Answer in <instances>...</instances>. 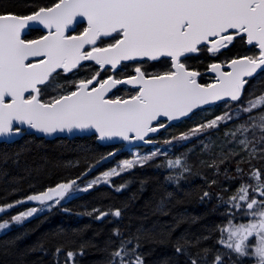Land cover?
<instances>
[{
  "label": "snow or ice",
  "instance_id": "obj_1",
  "mask_svg": "<svg viewBox=\"0 0 264 264\" xmlns=\"http://www.w3.org/2000/svg\"><path fill=\"white\" fill-rule=\"evenodd\" d=\"M257 82L264 85V0H0V264H31L26 257L35 252L51 255V264H80L90 248L104 254L99 264H149L150 243L173 249L159 264H264V91L254 94ZM200 113L209 115L163 135ZM221 132L212 152L210 138ZM64 136L111 150L75 172H51L46 153L43 164L29 163L34 144ZM197 149L209 154L199 163L211 177L189 163ZM125 150L116 167L93 175ZM152 165L166 170L173 189L154 205L156 220L144 214L134 230L122 228L131 202L97 204L78 215L114 225L102 246L84 238L85 225L58 227L21 248L34 231L24 227L29 218L72 214L67 205L105 185L125 190L127 182L113 177ZM192 176L201 183L185 190ZM24 181L30 190L8 202ZM188 199L215 200L211 211L222 219L193 232L201 217L171 212ZM74 235L81 239L72 247Z\"/></svg>",
  "mask_w": 264,
  "mask_h": 264
},
{
  "label": "trees",
  "instance_id": "obj_2",
  "mask_svg": "<svg viewBox=\"0 0 264 264\" xmlns=\"http://www.w3.org/2000/svg\"><path fill=\"white\" fill-rule=\"evenodd\" d=\"M264 91V85L260 82H257L255 95H260ZM248 99L253 98L252 96L247 97ZM223 110V105L219 109H211L210 112H219ZM209 115V113H200L193 121H185L181 124L174 125L173 128L169 129L168 132H165L163 135L168 136L169 134H177L180 131H185L188 127L192 125L194 121H199L204 116ZM211 141H215V146L211 147L212 152H219L220 144L223 141V135L221 133H213ZM209 139L205 140L206 144L210 143ZM198 143V142H195ZM35 151L28 156L29 163L43 164L44 161L40 159L41 156H44L45 153L50 160L48 161V166L51 172L54 173H63L65 169H69L73 172L77 170H82V166L91 162L93 158L98 159L99 155L106 153L111 149L106 146H101L97 142H93L91 139H79L74 137L69 138H56L51 140H45L43 146L39 145V142L33 145ZM188 147L179 149L181 152L187 151ZM150 146L141 148V151L148 150ZM129 152L122 153L121 155L116 156L112 161L107 162L101 165L93 175L97 172L104 171L111 167H116L117 162L123 158H127ZM87 156L88 159L85 160L83 157ZM209 159L208 153H203L200 149H197L195 152L190 154L189 163L195 165L194 171L199 170L201 172H206L210 177L212 173L210 170L203 168L200 165V160ZM80 160V164H77L76 161ZM159 162V161H158ZM18 172L19 169H14ZM23 174V173H21ZM167 175V172L164 168L157 170L155 165L146 167V168H137L134 170H129L128 172L122 173L119 177H113L115 183H125L127 182V188L120 192L115 191L110 186L106 185L99 188L98 192H93L91 195H84L81 199L74 201L71 205L67 207L72 208V214L64 213L62 211H54L52 213H45L49 219L43 223H40L38 219H32L25 223L24 227L29 229H34L26 237L24 244L21 245L23 248L25 245H31L33 242L39 240L45 234L57 229L58 227H63L65 229H76L83 227L85 225H91L88 231L84 234V238L92 239L93 243L103 245V241L110 234V229L114 225L105 223H99L91 221L87 215H78V213L86 212L89 208L97 204L104 205H122L126 202H131V208L129 209L128 216L125 219L119 221L120 226H129L133 230L136 224L142 219L144 214H148L149 222L156 220L157 218L152 215V210L154 205L161 199V197H166L168 191H172V186L164 179V176ZM91 179V177H89ZM141 181H144L143 187H141ZM36 183V181H32ZM201 180L198 176H192L189 178L188 183L184 185L185 190H191L195 186L199 185ZM39 186V185H37ZM6 185L2 179H0V202H4L6 196L5 192ZM21 192L13 193L7 195V200L20 198L23 194L27 193L30 189L28 188V181H24L20 184ZM219 189L217 186H213L212 191L217 192ZM135 196L134 200H130ZM216 201L213 200L211 204H202L196 199L188 200H179L174 203L171 208L173 215L187 214L190 216L201 217L197 223L191 226L193 232H199L204 225H212L215 222H218L222 217L218 213L211 211L212 204H215ZM33 203H26L23 206H17L10 210L9 215L15 214L18 211H23L26 207H31ZM3 216V214H0ZM40 219H43L41 217ZM169 217H160V220H170ZM187 227V225H185ZM94 233H99V235H94ZM3 238V234L0 236V239ZM75 240V244L72 247H75L79 243L81 237L79 235H74L72 237ZM212 243V241H209ZM145 249L149 251L147 259L149 264H159V262L167 256H171L173 249L169 245L164 244H146ZM103 253L97 251L95 248H90L88 254L81 258L80 264H99L103 258ZM2 258V257H0ZM14 259V257H13ZM31 264H51L52 257L51 255L44 256L40 252H35L26 257Z\"/></svg>",
  "mask_w": 264,
  "mask_h": 264
},
{
  "label": "water",
  "instance_id": "obj_3",
  "mask_svg": "<svg viewBox=\"0 0 264 264\" xmlns=\"http://www.w3.org/2000/svg\"><path fill=\"white\" fill-rule=\"evenodd\" d=\"M69 136H64V137H60V138H68ZM47 140H51V139H54V138H46ZM56 139V138H55ZM99 145H101V146H104V142H97ZM146 147V146H145ZM131 150H133V149H131ZM127 151H129V150H125L123 153H125V152H127ZM116 157V156H115ZM114 157V158H115ZM114 158H110L109 160H107V161H104V162H101V165H103V164H105V163H107V162H110L112 159H114Z\"/></svg>",
  "mask_w": 264,
  "mask_h": 264
},
{
  "label": "rangeland",
  "instance_id": "obj_4",
  "mask_svg": "<svg viewBox=\"0 0 264 264\" xmlns=\"http://www.w3.org/2000/svg\"><path fill=\"white\" fill-rule=\"evenodd\" d=\"M135 151H136V149L132 150L131 152L134 153ZM105 186H106V185H105ZM33 206H35V204H34ZM45 213H47V212H45ZM30 220H32V218H29V221H30ZM27 222H28V221H27ZM2 234H3V233H0V236H1Z\"/></svg>",
  "mask_w": 264,
  "mask_h": 264
}]
</instances>
